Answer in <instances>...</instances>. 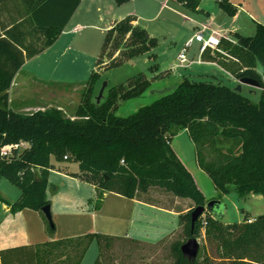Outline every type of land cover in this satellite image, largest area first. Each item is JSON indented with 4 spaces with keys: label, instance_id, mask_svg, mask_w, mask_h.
<instances>
[{
    "label": "trees",
    "instance_id": "1",
    "mask_svg": "<svg viewBox=\"0 0 264 264\" xmlns=\"http://www.w3.org/2000/svg\"><path fill=\"white\" fill-rule=\"evenodd\" d=\"M22 1L27 16L7 29L6 37H0V146L20 141L30 146L16 150L10 158H0V176L22 191L14 203L1 196L0 201L11 205L13 211L32 208L43 213V207L50 205V169L55 162L74 161L79 163L80 172L72 175L95 184L99 200L106 191L135 197L152 187L192 200L194 207L182 216L186 220L183 241L198 238L204 230L206 240L217 245L216 264H264V213L253 220L225 223L207 210L192 224L193 209L209 200L171 145L174 136L187 130L198 165L212 180L219 199L232 188L241 196L264 195V23L257 22L254 35L234 33L236 43L223 38L220 45L224 52L207 49L201 55L239 80H256L261 89L257 102L237 87L185 77L149 104L120 115V100L143 96L155 80L167 76L170 70L151 77L141 71L110 86L98 102L95 93L103 71L96 69L85 81L81 102L72 116H66L59 107L23 113L9 106V89L17 72L27 58L58 39L81 0ZM125 1L128 0H118ZM175 1L193 11L201 4V0ZM215 1L230 17L236 14L237 7L230 0ZM136 19L130 14L106 32L96 66L104 64L103 70L118 67L156 46L157 39L135 25ZM106 55L110 59L107 62ZM149 70L155 73L158 69L152 65ZM219 138L238 141V149L223 150ZM48 228L54 230V222L52 226L48 221ZM85 238L89 240L87 246L95 238L114 239L99 234ZM79 240L3 249L0 264H39L50 253L49 246ZM181 245L175 246L176 264H201L200 254L189 260ZM87 246L81 249V257ZM79 262L78 259L75 264ZM94 264L101 263L98 259Z\"/></svg>",
    "mask_w": 264,
    "mask_h": 264
},
{
    "label": "crops",
    "instance_id": "2",
    "mask_svg": "<svg viewBox=\"0 0 264 264\" xmlns=\"http://www.w3.org/2000/svg\"><path fill=\"white\" fill-rule=\"evenodd\" d=\"M230 1L237 7V12L233 17H230L220 7L210 8V0L201 1L195 11L175 0H128L121 3L118 0H81L58 39L41 53L25 60L9 91L21 89L18 85V77L29 64L42 58H51L54 55L85 53L87 43L91 39L97 41L104 37L111 27L130 14L137 17L134 24L145 28L151 37H155L157 41L162 38L166 39L174 56L169 65L162 69L159 64L155 63L153 48L150 52L143 54L148 55L149 60L152 61L147 72L149 77L160 71L170 70V74L155 80L152 88L145 94L157 96L164 93L161 92L162 90L166 91L175 87L185 77L191 81L209 82L202 78H207L210 71L220 70L233 77L216 62L202 58L201 62H197L200 56L199 45L197 53L191 57L188 56L190 60L195 61L194 64L188 68L176 66L178 54L186 46V42L195 31L203 26L220 30L230 37L236 32L241 33L240 15L247 11L246 8L250 4L247 0ZM258 2L259 0H255L257 8L259 7ZM259 11L261 12L260 9ZM26 16L27 10L22 0H0V37H6L7 29ZM85 31L87 33H84ZM143 55L124 63L123 66H127L128 69L126 71L133 73L127 79L142 71L141 66L137 65V60ZM96 63L88 68L89 76L93 70L97 69ZM152 65L158 69L155 73L149 70ZM123 66L118 70H122ZM45 67L46 65L42 62L37 63L32 67L31 72L41 80L52 81L53 79L49 76H43V71L49 72V75L53 68L51 64L49 69ZM66 83L79 84L76 80ZM24 104V109L31 108L27 103L24 102ZM186 132L187 130H182L174 136L171 145L192 174L196 173L200 177H205L206 173L198 165L193 141L191 140V146L187 145L183 139ZM78 172H80L79 163L70 161L55 162V167L50 169L47 195L55 224L54 230H49L48 219L44 213L32 208L13 211L11 205L0 201V251L24 245L41 246L49 242L81 238L79 241L49 246L50 253L43 259L41 258L39 264H75L78 259L79 264H94L100 258L97 256L94 261L91 258L94 241L88 246L85 244L87 249L81 257L83 246L80 247V242L88 239L85 238L86 235L99 234L114 239L156 244L180 229L182 216L194 205H191L192 200L189 198L175 196L159 187H152L148 192L139 193L135 197L106 191L103 198L99 200L95 184L72 175ZM206 176L209 177L207 174ZM0 178L2 180L0 184L6 185L3 181L6 178L1 176ZM8 191L9 193L1 192L0 196L11 203L21 197L20 189ZM188 199L190 201H187ZM95 240L98 239L95 238ZM43 248L41 247V252L45 253ZM48 248H46L47 251ZM78 252L80 255L77 254Z\"/></svg>",
    "mask_w": 264,
    "mask_h": 264
},
{
    "label": "rangeland",
    "instance_id": "3",
    "mask_svg": "<svg viewBox=\"0 0 264 264\" xmlns=\"http://www.w3.org/2000/svg\"><path fill=\"white\" fill-rule=\"evenodd\" d=\"M247 1L250 5H248L247 8L245 7L247 11L242 12L239 19L242 26L240 32L243 35H254L257 28V21L260 20L264 23V0H259L258 8L255 5V0ZM209 4H211L210 8L216 9L219 7L217 2L214 0H210ZM204 5H206V3H204ZM89 31L91 30L89 29ZM84 33L87 32L85 31ZM104 39L105 36L101 37L97 41L91 39V41L87 43L85 53H76L75 55H54L51 58H42L26 66L18 77V85H20L21 89L9 91V106L13 110L23 113L57 106L63 109L66 116H72L81 102L82 92L85 88L84 82L86 78L89 77L88 68L94 66L97 62ZM232 39L234 40L233 43H236L237 40L234 35L232 36ZM169 46V42L162 38L157 41L156 46L152 50L155 55V63L159 64L162 69L168 66L170 61L174 58ZM220 49L221 52H224L221 45ZM187 50V55L189 57L193 56V54L198 51V44L195 42L192 47ZM109 60L108 55H106L105 61L107 62ZM40 62L46 65L45 69H49L51 64L53 68L52 73L48 75L49 72L46 73V71H43V76H49L53 79L52 81L41 80L32 74V67ZM151 64L152 61L149 60L148 55H143L139 58V60H137V65L141 66L142 71L146 74L148 72V67ZM103 65L104 64L100 67L97 66V69L102 70L103 73L102 79L97 84L95 94L96 96L99 95L103 83L107 81L108 85L103 92V96L105 97L110 86L124 82L127 77L133 73L126 71L127 66H123L124 64L108 70H103ZM122 66L124 68L122 70H118ZM257 69L260 71L262 70L261 66H258ZM122 75L125 76L122 77ZM202 79L215 84L229 85L231 87H238L240 84V80L238 78H235L234 76L231 77L220 70L210 71L207 78ZM71 80H76L79 84L66 83ZM241 85V90L244 95L248 96L255 102L259 100L261 91L259 87L244 83ZM156 97V95L149 96L148 94H145V96L143 95L133 99L120 100L118 114L128 115L136 111L139 107L149 104ZM24 102L30 105L28 107L31 108L24 109ZM183 139L187 145L192 146L191 139L187 132L183 136ZM219 145L223 150L228 147H233L237 150L239 147L238 141H229L222 138H219ZM193 174L199 188L203 191L209 201L220 198L218 197V191L212 184L213 182L206 176V174H204L205 177H200V175H197L196 173ZM3 181L6 185L0 184V193H9L8 190L13 191L15 189H19L9 180L4 179ZM220 200L222 201V207L224 209L222 220L225 223L242 222L245 219L253 220L257 216L264 213L263 194L250 193L248 195L241 196L234 188H232L228 194L222 195ZM187 201L190 200L188 199ZM190 203L191 205L193 204L191 201ZM185 221L186 220L182 218L180 229L170 237L156 244L140 243L127 239H111L108 241L101 239L98 240V242L94 239L92 240L94 241V245L91 250V258H93L94 261L95 257L99 256L101 264H176L177 253L175 246L177 243H184L187 241V239L183 241ZM203 232L204 230L202 231V235L198 237L200 244L199 260L201 261V264H216V257L218 256L217 245L215 243L208 242ZM88 242V239L83 240L80 242V247H84ZM99 244L101 245L102 250L100 249ZM52 251L54 253L53 249ZM77 254L80 255V252Z\"/></svg>",
    "mask_w": 264,
    "mask_h": 264
},
{
    "label": "built area",
    "instance_id": "4",
    "mask_svg": "<svg viewBox=\"0 0 264 264\" xmlns=\"http://www.w3.org/2000/svg\"><path fill=\"white\" fill-rule=\"evenodd\" d=\"M205 1V0H201ZM215 1V0H214ZM225 38L232 42L234 40L232 37H230L228 34L217 30L215 28L203 26L202 28L195 31L193 36L186 42V46L183 48V50L178 54L177 57V67L181 68H188L192 64L195 63V61L190 60V58L187 55V49L193 45V43H197L199 45V59L197 62H201V55L204 51L207 49H211L214 51H220V44L221 40ZM30 143L26 141H20L18 143H10L0 146V158H10L14 155V152L22 151L25 148L29 147ZM67 158V156H65Z\"/></svg>",
    "mask_w": 264,
    "mask_h": 264
},
{
    "label": "water",
    "instance_id": "5",
    "mask_svg": "<svg viewBox=\"0 0 264 264\" xmlns=\"http://www.w3.org/2000/svg\"><path fill=\"white\" fill-rule=\"evenodd\" d=\"M250 84L257 87L259 86V83L256 80L250 79V78H242L240 79V84L237 87V90L242 89L241 84ZM108 85V82L105 81L103 83V86L99 92V95H97V101L99 102L101 98L103 97V92L106 86ZM165 90H162L161 92H164ZM207 210L212 211L215 215L222 217L223 215V207H222V201L220 199H213L208 201L206 205H199L196 206L192 213V224L194 225L196 221L206 213ZM43 213L45 214L46 218L48 219L49 223L53 226V219H52V213H51V207L50 205H46L42 209ZM200 249V244L198 241V238L191 237L181 245V251L184 256H186L189 260H195L198 257Z\"/></svg>",
    "mask_w": 264,
    "mask_h": 264
}]
</instances>
